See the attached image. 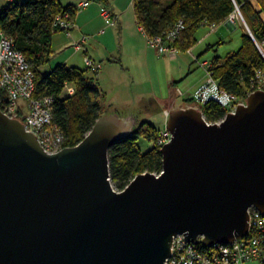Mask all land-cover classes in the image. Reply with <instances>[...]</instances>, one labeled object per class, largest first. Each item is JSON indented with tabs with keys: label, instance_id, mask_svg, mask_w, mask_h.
Returning <instances> with one entry per match:
<instances>
[{
	"label": "water",
	"instance_id": "water-1",
	"mask_svg": "<svg viewBox=\"0 0 264 264\" xmlns=\"http://www.w3.org/2000/svg\"><path fill=\"white\" fill-rule=\"evenodd\" d=\"M219 123L194 108L169 113L159 175L122 191L108 150L131 118L102 116L75 147L46 154L0 111V264H164L175 236L204 248L246 237L264 215V91Z\"/></svg>",
	"mask_w": 264,
	"mask_h": 264
},
{
	"label": "trees",
	"instance_id": "trees-1",
	"mask_svg": "<svg viewBox=\"0 0 264 264\" xmlns=\"http://www.w3.org/2000/svg\"><path fill=\"white\" fill-rule=\"evenodd\" d=\"M87 1L107 6V0ZM135 1L137 25L142 26L151 37L161 35L178 20L184 22L185 30L175 42L179 51L191 48L195 43L194 34L200 27L216 26L225 21L234 12V1L255 41L264 39L263 0H257L259 9L250 1L171 0L156 14L140 0ZM76 11L75 6L62 5L59 0H20L8 3L0 12V29L13 39L14 49L21 52L31 65L35 76V96L54 99L52 120L63 132L67 148L78 145L101 118L99 93L95 86L86 81V70L59 64L48 73H42L52 55L50 40L53 33L61 32L51 30L54 18L66 13L73 20ZM240 45L237 51L227 55L223 63L215 58L210 67L211 76L219 86L235 96L245 95L254 70L264 67L261 55L246 32L241 37ZM67 85L73 87L72 94L65 92ZM185 103L191 104L189 100ZM200 112L211 124L223 120L226 115V109L215 102L202 105ZM156 137L157 130L149 123L142 122L136 130L109 148V179L115 190H124L140 174H160L162 156L156 145ZM142 139L151 144L147 151H143L138 144ZM197 248L205 249L200 243Z\"/></svg>",
	"mask_w": 264,
	"mask_h": 264
},
{
	"label": "built area",
	"instance_id": "built-area-1",
	"mask_svg": "<svg viewBox=\"0 0 264 264\" xmlns=\"http://www.w3.org/2000/svg\"><path fill=\"white\" fill-rule=\"evenodd\" d=\"M89 3L86 0L78 7L86 8ZM234 6V12L226 21L235 24L238 20L245 26V32L250 36L264 61V39L255 41L235 1ZM100 15L107 21L108 27L115 26V19L111 16L109 8L102 7ZM54 19L52 31L59 30L68 34L72 30L73 20L68 14H59ZM185 26L182 20H178L161 35L151 37L146 34L142 26L137 25L139 32L146 38L147 45L156 51L157 56L170 60H176L178 56L179 49L175 46V42L185 30ZM211 27L214 28L215 25H211ZM87 41L88 37H82L80 42L76 44V48L81 49ZM84 63L88 71L90 70L92 73H96L100 68V64L92 62L89 57L84 58ZM200 67L206 71V82L191 95L189 99L191 104H188L187 109L194 108L200 112L202 105L215 102L222 109H226V114L235 113L234 111L238 106H246L250 94L264 91V67L254 70L247 93L241 96H235L227 90H223L218 81L211 76L210 65L201 62ZM35 90V76L31 65L28 64L21 52L19 53L14 49L13 39L0 29V91L2 92L0 111L9 119L21 122L25 130L36 137L46 154L58 153L67 147H65L63 132L52 120L54 99L49 96L36 97ZM73 92V88L67 91L68 94ZM195 104L197 106H194ZM163 115L167 121L169 112L164 111ZM156 138V145L160 149L169 143L172 137L165 126ZM113 190L117 191L114 188ZM248 213L246 237L235 240L231 245L220 244L209 249H199L197 245L187 242L185 238L178 235L174 237L170 248V257L165 260L164 264H245L254 262L264 264V215L262 216L253 208Z\"/></svg>",
	"mask_w": 264,
	"mask_h": 264
},
{
	"label": "crops",
	"instance_id": "crops-1",
	"mask_svg": "<svg viewBox=\"0 0 264 264\" xmlns=\"http://www.w3.org/2000/svg\"><path fill=\"white\" fill-rule=\"evenodd\" d=\"M18 1L20 0H0V12L8 3ZM140 1L149 6L153 14H156L171 0ZM245 1L243 0V2ZM83 2H86V0H71L68 4H62L60 1L62 5L75 6L77 11L73 18L72 30L68 34L66 32H54L50 40L51 53L59 54L58 65L62 64L79 68L83 71L88 70L85 66L84 58L89 57L92 62L100 64L99 70L94 73L98 77L96 85L101 86L102 82L108 81L110 84L115 85L116 92H119L120 89H129L131 84L140 88L147 83L150 85L156 84L160 87L163 85L169 92V90L177 88L176 85L182 79L188 77L190 69L185 68L184 60L180 62V58L178 57L180 53H178L176 60L164 59L158 57L156 51L147 45L146 38L142 36L136 25L135 0H107V6L99 2H90L86 8L78 7ZM104 6L109 8L111 16L115 19V26L112 28L107 26V21L100 15L101 9ZM224 24L230 32L235 29L234 25L236 23L232 25L226 20L214 28L211 25H204L194 34L195 43L191 48L188 51L182 52L188 55L194 62H200L201 60V62L212 64V61L218 58L219 63H223L227 55L235 51L226 52L223 54V57H217V55L209 59L201 55L211 50L217 52L216 48L222 47L225 41L230 39L231 35L228 34L226 29L221 27ZM58 33H62V35L59 34L60 36H57ZM82 37H88L87 43L81 49L76 48V44L80 42ZM240 44L237 47L238 49L241 47ZM70 48H72L71 51ZM208 48H211V50L208 51ZM82 65L84 69L80 68ZM179 67L182 70V77L184 78L176 81ZM183 67L187 70V74L183 73ZM205 80L206 78H204L203 74L199 79L191 80L190 83L186 79L181 84L183 85L182 90L177 92L185 100H189L188 98H191L193 92L201 87L206 82ZM167 94L166 92L165 95L167 96ZM126 98L128 97L118 95V99L121 102Z\"/></svg>",
	"mask_w": 264,
	"mask_h": 264
},
{
	"label": "rangeland",
	"instance_id": "rangeland-1",
	"mask_svg": "<svg viewBox=\"0 0 264 264\" xmlns=\"http://www.w3.org/2000/svg\"><path fill=\"white\" fill-rule=\"evenodd\" d=\"M60 1L62 4H68V2H71V0H60ZM238 1L243 2V0H238ZM248 1H250L252 5L255 6L256 9H259L257 0H248ZM221 27L226 29L228 34L231 35L230 39L226 40L224 45H222V47H217L216 48L218 50L217 52L211 50L209 52L202 53L201 55L202 57H205L206 59H209L211 57H216L217 55H218L217 57H223V54H225L226 52H234L238 49L237 47H239L241 36L246 31L245 26L237 20V23L234 25L235 29L232 32L227 30L225 24L222 25ZM59 34L62 35V33H58L57 36H60ZM71 50L72 48H70V51ZM179 53L180 54L178 57L180 58V62L184 60L183 62L185 63V68L190 69V74L186 78L182 77V70L180 68L181 67L180 65L177 71L178 78L176 81H179L182 78L184 79H182V81L176 85L177 88L171 89L169 90V92L166 87H163V85L160 87L156 84L150 85L149 83L142 85L140 88L139 86H134L131 84V87L129 89L127 90L120 89L119 92H116L115 85L110 84L108 81L102 82L101 86L99 85L97 86L96 84L98 77L95 76V74L92 73L90 70L89 71L86 70L84 72L86 81L91 85L95 86L99 93L98 105L101 109V117L115 115L122 119L131 118L134 123L132 131L136 130V128L142 122L149 123L152 127H154L157 130V135H158L160 130L163 129L166 124L165 116L163 115L164 111L171 113L172 111L180 110V108L187 109L186 107L188 106V104L185 103L186 100L184 99L183 96H181L177 92L179 90L180 91L182 90L183 85L181 84L186 79L189 83L191 80L199 79L202 74L204 78H206L205 69L200 67L201 60L200 62H194L189 58L188 55L184 54L182 51L181 52L179 51ZM201 56L200 58H202ZM58 57L59 54L57 53L52 54L48 62V65L43 67L42 73H48L51 69H53L56 65H58L59 63ZM208 65H210L211 67V64ZM80 68L84 69L83 65ZM182 69H184V67ZM183 73L187 74V70L184 69ZM70 88L73 87L67 85L65 92L70 91ZM166 92L168 93L167 96L165 95ZM117 94L122 97L123 95L127 96L128 98H126L123 102H121L118 99ZM172 102L173 104H171ZM172 105L175 107L172 108L173 107ZM194 106L197 105L195 104ZM138 144L143 151H147L148 147L151 146L150 142H147L143 139L139 140ZM254 264H258V263H254Z\"/></svg>",
	"mask_w": 264,
	"mask_h": 264
}]
</instances>
